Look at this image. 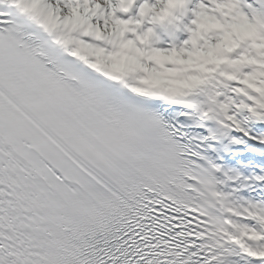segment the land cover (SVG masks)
Returning <instances> with one entry per match:
<instances>
[{"label": "snow or ice", "instance_id": "snow-or-ice-1", "mask_svg": "<svg viewBox=\"0 0 264 264\" xmlns=\"http://www.w3.org/2000/svg\"><path fill=\"white\" fill-rule=\"evenodd\" d=\"M249 141L264 0H0V264H264Z\"/></svg>", "mask_w": 264, "mask_h": 264}, {"label": "rangeland", "instance_id": "rangeland-1", "mask_svg": "<svg viewBox=\"0 0 264 264\" xmlns=\"http://www.w3.org/2000/svg\"><path fill=\"white\" fill-rule=\"evenodd\" d=\"M241 145L231 146V150L238 148L237 150L243 151V153H241L243 157L239 160L237 159V163L239 164V167L241 169L240 171L245 176L251 175L253 171L261 172V169H264V164H262V161H264V148L258 147L257 145H250L249 143L243 144L242 148H239L238 146ZM254 149L256 150L254 151ZM251 151H253L254 154H251ZM260 152L263 153V160L253 163V158H257V156L259 155L257 153ZM258 164L260 165L259 168L256 167V165ZM245 165L248 166L245 167Z\"/></svg>", "mask_w": 264, "mask_h": 264}, {"label": "bare ground", "instance_id": "bare-ground-1", "mask_svg": "<svg viewBox=\"0 0 264 264\" xmlns=\"http://www.w3.org/2000/svg\"><path fill=\"white\" fill-rule=\"evenodd\" d=\"M250 145H252L254 142L253 141H249L248 142ZM264 148V146H262ZM219 155H223L225 157L224 161H222L223 163H225L228 167H234L237 168V164L235 163L237 161V157H240V154H238V152L235 150L230 151L229 153H219Z\"/></svg>", "mask_w": 264, "mask_h": 264}]
</instances>
